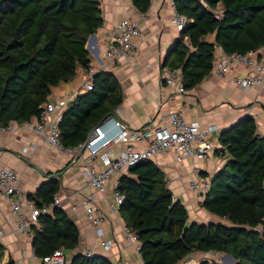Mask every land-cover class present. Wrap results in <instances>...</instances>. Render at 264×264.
<instances>
[{
    "label": "trees",
    "instance_id": "1",
    "mask_svg": "<svg viewBox=\"0 0 264 264\" xmlns=\"http://www.w3.org/2000/svg\"><path fill=\"white\" fill-rule=\"evenodd\" d=\"M151 1L132 3L146 12ZM174 2L189 21L162 67H180L186 89L212 71L216 44L229 53L264 46V0ZM103 23L101 0H0V126L40 116L55 86L73 80L79 68L90 72L87 42ZM123 101L116 74L96 70L93 87L79 92L63 113L62 143L76 146L85 141ZM219 142L214 152L225 162L201 204L221 220H190L187 206L173 197L167 174L153 159H142L120 175L117 190L124 198L119 212L137 235L145 264H177L195 251L230 253L235 264H264V134L258 131L257 119L245 115L220 131ZM49 176L27 194L37 206L50 203L60 189L61 179ZM31 228L33 248L40 256L79 244V227L61 206L40 214ZM3 255L0 242V260ZM6 264L17 263L9 258ZM70 264L114 263L104 254L78 252ZM197 264L220 263L203 258Z\"/></svg>",
    "mask_w": 264,
    "mask_h": 264
},
{
    "label": "crops",
    "instance_id": "2",
    "mask_svg": "<svg viewBox=\"0 0 264 264\" xmlns=\"http://www.w3.org/2000/svg\"><path fill=\"white\" fill-rule=\"evenodd\" d=\"M101 8L104 23L87 42L92 57L91 70L104 68L113 71L119 78L124 94L120 117L129 127L135 129L152 126L162 114L167 115L172 110L182 108L189 120L198 119L204 126L216 124L218 127L216 131L219 134L223 128L230 126L240 117L257 113L258 131L264 134V91L256 87L241 89L233 79L235 71L245 70L244 65L237 63L225 76H218L212 70L200 83L186 89L184 93L176 91L161 77L162 63L168 50L180 36V31L171 21L173 16L171 0H152L146 12H140L132 0H101ZM126 15L137 19L142 29V35L133 38L136 43L134 57L131 62L117 60L102 64L101 55L107 41L105 30ZM184 40L188 41V37ZM257 56L264 61V46L257 50ZM88 73L79 68L73 80L53 88L51 99L69 96L73 100L78 94L75 95L76 89L82 86ZM108 129L112 133L116 132V127L112 124L108 125ZM213 134L214 132L210 139L214 149L210 157L198 159L191 156L178 160L176 153L171 151L153 159L167 174L168 186L175 198H180L187 206L190 220H221L218 215L208 212L202 206L204 197L200 198L196 191L189 188V181L196 176L197 171L210 175L212 179L225 162L224 157L214 152L221 144L219 135L216 141L212 140ZM115 147L120 150L124 144L117 143ZM72 159L71 154L57 149L44 135H39L31 128L0 131V166H10L17 170L18 186L25 194L21 210L26 215H30L31 212L29 201L34 202L27 194L34 192L42 181L50 178V174L56 173L71 161L59 175L53 176L61 179L60 189L56 193L63 199L61 207L77 224L80 232L76 248L67 250L64 247L70 263L75 253H84L89 249L94 253L107 255L114 264H145L135 243L127 238L126 226L119 210L108 211L110 204L115 201V185L120 175L128 169L119 175L111 176L105 191L101 192L85 181L82 175V160ZM90 194L95 195L97 208L105 214L104 237L113 241L110 248H105L101 244V236L87 218L81 203L82 197ZM33 223L37 224L38 219ZM18 224L9 197L0 188V227L3 230L1 243L4 255L5 249H8L9 258H13L17 264H41V256L33 248L32 228L29 234L21 231ZM213 252L221 253L195 251L189 256L192 258L191 261L197 264L200 259L211 258L210 254ZM186 258L177 264H183Z\"/></svg>",
    "mask_w": 264,
    "mask_h": 264
},
{
    "label": "built area",
    "instance_id": "3",
    "mask_svg": "<svg viewBox=\"0 0 264 264\" xmlns=\"http://www.w3.org/2000/svg\"><path fill=\"white\" fill-rule=\"evenodd\" d=\"M173 16L171 21L177 30H182L189 18L179 13L175 8L174 0H171ZM216 16L220 17V8L215 10ZM106 45L101 55V62H114L117 60L132 61L136 43L134 37L142 35V29L137 19L131 15L123 16L115 21L105 30ZM185 39L187 38L184 37ZM240 63L245 70L235 71L233 79L241 89L256 87L264 91V61L257 56V50H249L246 53L226 52L222 46H215V60L213 72L218 76H225ZM90 71L75 95L93 87V74ZM161 77L168 85L174 87L179 93L186 91L183 73L180 67H162ZM72 97H56L44 104L40 116H33L30 120L22 123L12 121L6 126H0V131H14L20 128H31L39 135H44L47 141L57 149L66 151L72 155L74 160H82V175L85 181L104 192L107 181L113 175H119L125 169L139 162L142 159H157L161 155L176 153L177 159L187 157L204 159L212 156L214 145L210 137L218 130L216 124L204 126L198 119L189 120L185 117L184 110L176 109L167 115L162 114L152 126L131 128L120 117L121 105L117 106L113 113L105 117L89 133L88 138L76 146H65L60 137V122L63 113L69 105ZM253 116L258 119V114ZM116 127L112 133L108 125ZM123 143L124 147L117 150L115 145ZM144 145H141V144ZM199 169V167H198ZM19 174L14 167L0 166V188L7 194L11 203L12 212L18 219V228L30 234L31 224L38 219L42 213H51L56 206H62L63 199L55 194L53 200L43 206H37L29 201L31 212L26 215L21 210L25 199L24 191L18 186ZM211 176L197 171L196 176L189 181V188L196 191L200 198L205 197L211 187ZM114 199L109 206V212H117L124 196L116 189ZM175 198V195H173ZM94 194L82 197L81 203L85 208L86 216L101 236V244L110 248L113 241L105 238L104 218L105 214L96 205ZM127 238L135 243L136 249H140L137 235L125 227ZM3 230L0 227V242L2 241ZM86 255H92V250H85ZM188 256L183 264H194ZM41 264H70L69 257L64 247H58L41 256Z\"/></svg>",
    "mask_w": 264,
    "mask_h": 264
},
{
    "label": "rangeland",
    "instance_id": "4",
    "mask_svg": "<svg viewBox=\"0 0 264 264\" xmlns=\"http://www.w3.org/2000/svg\"><path fill=\"white\" fill-rule=\"evenodd\" d=\"M124 83L126 84V81H124ZM219 132L215 131L212 137L213 141H216V138L218 137ZM212 136V135H211ZM215 252L211 253L210 259H215L216 261H218L220 264H230L231 261L228 260L227 256L225 255V253H217L214 254ZM9 259V250L5 249V255L3 256V258L0 260V264H6V262ZM236 262V261H235Z\"/></svg>",
    "mask_w": 264,
    "mask_h": 264
},
{
    "label": "water",
    "instance_id": "5",
    "mask_svg": "<svg viewBox=\"0 0 264 264\" xmlns=\"http://www.w3.org/2000/svg\"><path fill=\"white\" fill-rule=\"evenodd\" d=\"M94 36H95V33H93V34L90 36L89 40H91ZM89 40H88V42H89ZM87 47H88V45H87ZM51 176H57V173H53ZM226 256H227L228 258L230 257V258L232 259V261H231L230 264H235L236 259L232 256V254H230V253H226Z\"/></svg>",
    "mask_w": 264,
    "mask_h": 264
},
{
    "label": "bare ground",
    "instance_id": "6",
    "mask_svg": "<svg viewBox=\"0 0 264 264\" xmlns=\"http://www.w3.org/2000/svg\"><path fill=\"white\" fill-rule=\"evenodd\" d=\"M227 258H228V257H227ZM228 260H229V261H232V259H231L230 257L228 258Z\"/></svg>",
    "mask_w": 264,
    "mask_h": 264
}]
</instances>
